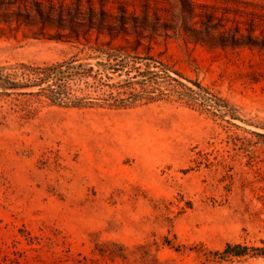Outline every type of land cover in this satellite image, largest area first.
<instances>
[{
  "label": "rangeland",
  "instance_id": "rangeland-1",
  "mask_svg": "<svg viewBox=\"0 0 264 264\" xmlns=\"http://www.w3.org/2000/svg\"><path fill=\"white\" fill-rule=\"evenodd\" d=\"M20 64L0 264H264V0H0Z\"/></svg>",
  "mask_w": 264,
  "mask_h": 264
},
{
  "label": "trees",
  "instance_id": "trees-1",
  "mask_svg": "<svg viewBox=\"0 0 264 264\" xmlns=\"http://www.w3.org/2000/svg\"><path fill=\"white\" fill-rule=\"evenodd\" d=\"M43 15V14H41ZM60 68L58 67H33L26 64H20L15 67H0V96L10 97L13 94H23L19 90L31 88L34 86H41L43 83L52 79L54 73ZM10 70L11 72H8ZM50 90L54 92L49 86ZM6 116L0 117V126H2V119ZM250 249L242 245L228 244L226 248L220 252L214 253L219 260H224L230 256L241 257L248 254ZM264 255V248L255 249Z\"/></svg>",
  "mask_w": 264,
  "mask_h": 264
}]
</instances>
